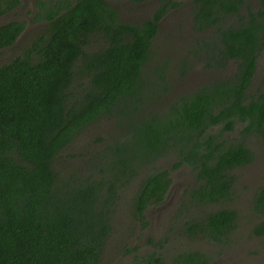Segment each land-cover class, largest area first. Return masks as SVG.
<instances>
[{
	"label": "trees",
	"instance_id": "trees-1",
	"mask_svg": "<svg viewBox=\"0 0 264 264\" xmlns=\"http://www.w3.org/2000/svg\"><path fill=\"white\" fill-rule=\"evenodd\" d=\"M47 1H36L34 16L46 24L0 62V264L211 263L238 223L227 204L231 170L261 156L253 135L264 142V78L252 89L264 0H187L193 40L172 67L152 60L162 20L183 0H157L139 23L122 21L112 0ZM18 3L0 0V15ZM25 27L0 25V51ZM232 61L231 74L174 92V72L183 80ZM180 167L193 183L156 237L152 213L165 212ZM253 209L264 210V188ZM177 231L218 251L187 246L169 260L164 247Z\"/></svg>",
	"mask_w": 264,
	"mask_h": 264
},
{
	"label": "rangeland",
	"instance_id": "rangeland-1",
	"mask_svg": "<svg viewBox=\"0 0 264 264\" xmlns=\"http://www.w3.org/2000/svg\"><path fill=\"white\" fill-rule=\"evenodd\" d=\"M21 1V0H20ZM34 0H22V4L17 6L15 10L10 11L4 16H0V25L8 23L12 20H23L26 23V29L24 32L17 38V41L10 47H6L0 51V62H7L13 59L22 49L28 45L34 39V33L37 30H40V27L43 24H46L45 20L41 18L35 19V12L38 7H27L26 4H33ZM36 1V0H35ZM61 0H49V2H57ZM183 4L177 9H172L162 20L160 24V31L156 38L155 47V56L152 62L156 61H166L171 59V67L179 63L180 59L184 56H187L188 49L190 47L192 38V13L191 7L188 6L187 0H183ZM113 5H116L117 10L120 14L122 21L139 23L142 22L146 17L150 16L157 6V0H145L143 2H132L130 0H112ZM246 2L252 7H257L259 0H246ZM246 6V5H244ZM38 11H40L38 9ZM33 15V16H32ZM257 65V73L253 81L252 89L255 90L259 87L260 81L264 78V51ZM190 55L189 60L194 62L195 67H199L198 62L194 57ZM236 63L232 61L226 70L219 71V73H206L204 71H198L195 68V71L192 72L189 78L183 79L180 78L178 72H174L175 79L178 85H175L173 88L174 92L179 93L186 89L193 88L197 81H205L212 76L219 77L231 74L234 72ZM169 70V69H168ZM176 71V70H175ZM238 132H235L237 134ZM251 144L258 153H261L259 160V170H254L252 164L249 167L238 168L233 171L237 176V182L234 189L233 199L227 203L230 207L236 206L240 211V220L237 222V226L234 231L231 232L230 239L231 241L225 243L224 245L219 246L224 252V257L218 258L212 264H264V241L258 242L257 244H251V238L245 234L248 231L249 235H252L251 223H259L264 220H257L258 214L255 213L253 209L254 200L253 197L257 190L264 186V142L257 136L253 135L251 138ZM257 161L255 163H257ZM187 167H180L173 170L174 181L172 186L169 189V192L166 197V208L165 212L155 215V221L151 222L154 224L153 232L156 237L162 236L167 231L169 221H172L173 215L177 214V208L179 206V201L185 194V189L190 184L193 183V174ZM261 169V170H260ZM247 181L251 183L247 186ZM187 197V196H185ZM218 205L212 204L206 207V210H211L216 208ZM252 207V209H251ZM200 212H204L200 208ZM154 213H152L153 216ZM164 214V217H161ZM157 216V217H156ZM151 216H149L150 218ZM161 217L159 228L157 220ZM157 219V220H156ZM125 221V220H124ZM175 222V221H173ZM157 225V226H156ZM177 225H180L177 222ZM124 225L121 227L123 228ZM139 236H141L142 249L149 251V244H147L146 237L148 234H145V230H139ZM139 238V240H140ZM139 242V241H138ZM113 245V244H112ZM192 248H201L212 254L215 251V247L212 244H208L205 240L196 237H185L179 231L175 232L172 235V238L169 240L164 247V256L170 260V258L179 252L181 248L184 247ZM221 253V251H219ZM223 258V259H222ZM118 259V258H116ZM114 259L112 264H121L118 260Z\"/></svg>",
	"mask_w": 264,
	"mask_h": 264
},
{
	"label": "flooded vegetation",
	"instance_id": "flooded-vegetation-1",
	"mask_svg": "<svg viewBox=\"0 0 264 264\" xmlns=\"http://www.w3.org/2000/svg\"><path fill=\"white\" fill-rule=\"evenodd\" d=\"M37 1V0H36ZM36 1L34 0L33 1V4H26V6L27 7H33L34 9H35V7H39V6H37L38 4L36 3ZM20 4H22V0L20 1V3H18L17 5H15L14 6V9H11L10 11H13V10H15V8L17 7V6H19ZM47 4H49V0L47 1ZM10 11H8V12H6L5 14H2V15H0V16H4V15H6V14H8ZM37 11H38V9H37ZM36 11V12H37ZM35 12V13H36ZM33 16V15H32ZM17 21H22V22H24L23 20H17ZM25 29H26V27H25ZM262 155V154H261ZM260 157L261 156H259L256 160H254V161H252V162H250V163H246V164H242V165H238V166H236V167H234V168H232V170H231V174L235 177V185H236V182H237V176L233 173V171L234 170H236V169H238V168H243V167H249L251 164H252V168L256 171V170H259V162L257 161V160H259L260 159ZM257 161V163H255ZM261 170V169H260ZM251 183H249L248 181H247V186H249ZM235 185H234V188H232V190H233V194H234V189H235ZM262 188H264V186L262 187L261 186V188H259L258 190H257V192L256 193H258L260 190H262ZM255 193V194H256ZM254 198H255V195H254V197H253V200H254ZM232 199H233V196H232ZM231 199V200H232ZM230 200V201H231ZM167 203V202H166ZM166 203L165 204H163V205H161V207L160 208H166ZM159 208V209H160ZM234 208L235 209H237L238 211H239V209L236 207V206H234ZM251 209H252V207H251ZM255 211V213L256 214H258L259 216H258V219L257 220H264V210H254ZM150 212H153V209H151L150 210ZM240 212V211H239ZM238 212V213H239ZM153 217H154V215H153ZM162 217H164V214L162 215ZM240 217H241V215H240V213H239V218H238V220H240ZM161 220V217L160 218H158V220H157V222H159ZM153 221V220H152ZM263 223H264V221H261V222H259V223H256V222H253V223H251V227H252V230H251V232H252V234H253V236H254V238L252 237V235H249L248 234V231H247V233L245 234L246 236H248L249 238H251V244H253V245H255V244H257L258 242H263L264 241V229L261 231V232H257V230L258 229H262V225H263ZM218 250H215L214 251V253H213V256L215 255V252H217ZM224 252L222 253V255H220V256H223L224 257ZM215 260H217V258H214L213 259V261L211 262V263H209V264H212ZM258 264H262V263H258Z\"/></svg>",
	"mask_w": 264,
	"mask_h": 264
},
{
	"label": "clouds",
	"instance_id": "clouds-1",
	"mask_svg": "<svg viewBox=\"0 0 264 264\" xmlns=\"http://www.w3.org/2000/svg\"><path fill=\"white\" fill-rule=\"evenodd\" d=\"M23 33V32H22ZM220 257H222V256H219V257H217V260H219L218 258H220ZM223 259V258H222Z\"/></svg>",
	"mask_w": 264,
	"mask_h": 264
}]
</instances>
